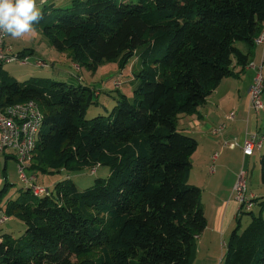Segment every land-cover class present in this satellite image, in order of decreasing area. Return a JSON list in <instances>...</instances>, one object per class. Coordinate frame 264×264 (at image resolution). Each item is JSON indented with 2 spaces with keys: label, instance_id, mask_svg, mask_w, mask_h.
I'll use <instances>...</instances> for the list:
<instances>
[{
  "label": "trees",
  "instance_id": "obj_1",
  "mask_svg": "<svg viewBox=\"0 0 264 264\" xmlns=\"http://www.w3.org/2000/svg\"><path fill=\"white\" fill-rule=\"evenodd\" d=\"M66 1L42 6L36 32L79 69L121 70L134 59L131 95L87 119L98 96L78 75L19 82L0 65V111L33 101L44 117L29 173L109 171L84 190L71 179L42 185L40 198L22 187L3 201L4 183L0 212L24 232L2 235L0 264H191L207 220L201 190L188 183L198 142L178 119L248 67L239 45L254 47L264 0ZM259 167L264 185V154ZM253 203L258 213L242 212L250 222L232 231L223 264H264V197Z\"/></svg>",
  "mask_w": 264,
  "mask_h": 264
},
{
  "label": "crops",
  "instance_id": "obj_2",
  "mask_svg": "<svg viewBox=\"0 0 264 264\" xmlns=\"http://www.w3.org/2000/svg\"><path fill=\"white\" fill-rule=\"evenodd\" d=\"M63 2L64 4L68 3V1L65 0L62 1L61 4ZM38 4L37 0V6H39ZM33 34L40 37V33L36 31ZM40 38L49 49L53 50L44 37L41 36ZM25 40V36L22 38H13L8 35L4 41V47L10 55L19 54L27 50L23 57L25 62H19L23 66L28 64L30 58L33 57L36 59L35 66L38 69L48 68L49 66H51L52 69L56 67L54 59L50 61L44 60L38 51L39 48H37L36 45L27 43ZM239 48L244 54L249 55V62L255 65L256 68H246L243 71H241L239 67L235 68V71L239 74L238 78L224 79L218 88L207 98L206 103L202 107H199L197 114L179 116L177 125L178 130L192 136L198 142L197 151L192 157V164L201 149H203L206 154L204 158V167L207 169V178H204L200 190L201 204L207 220V227L197 238L196 247L198 254H201L203 251L207 252V254H205L206 258H211L212 264L215 263L217 253H221V251L223 253L226 248L228 239L234 230L235 221H239L243 216L245 217V215H239L238 205L232 193L237 176L241 170L246 169L248 173L247 185L252 184L254 171L256 166L259 165L260 157L264 154V144L261 150L255 149L253 154L249 157L245 156L242 151L243 141L249 135L252 133L264 135V97H262L263 109L257 114L251 109L249 99L250 89L256 75V69L264 61V50L258 46L247 49L245 46L239 45ZM60 55L71 62L64 54ZM39 60L46 62L48 66L38 67L37 62ZM48 62H50V64ZM133 62L137 68L135 60ZM3 67L13 76V74L5 68V64ZM77 69L81 77L78 76L82 82L85 83L82 77V69L78 67ZM13 77L16 79L15 76ZM31 77L33 76H30V78ZM120 79H122L121 76L118 80ZM69 80L71 83H74L76 78L72 76ZM104 90H100L101 92L97 96L99 97ZM127 95L130 96L131 91L127 93ZM230 115H233L231 120L229 119ZM221 126H223L224 129L219 134L215 136L212 135L213 130ZM228 143H235L236 146L231 149L227 146ZM4 156L5 161L3 163L2 173L7 176V160H12L15 165L16 163L11 154L6 155L5 153ZM214 156H216V159L213 158ZM6 157L8 158L6 159ZM211 169H213V172ZM2 173L0 170V190L3 187ZM263 193H259L256 190L253 191L250 188L248 189V194L255 198L264 197ZM0 215L1 217L3 216L1 212ZM12 222L15 221L8 218L7 222L4 223L5 225H0V242L4 234L10 233L15 235Z\"/></svg>",
  "mask_w": 264,
  "mask_h": 264
},
{
  "label": "rangeland",
  "instance_id": "obj_3",
  "mask_svg": "<svg viewBox=\"0 0 264 264\" xmlns=\"http://www.w3.org/2000/svg\"><path fill=\"white\" fill-rule=\"evenodd\" d=\"M64 1V0H63ZM62 2V1H59ZM69 2V1H68ZM39 5V4H38ZM64 5V2L61 4ZM40 10L42 9V6H38ZM26 42L30 43L31 45H36L38 51L40 52L42 58L44 60H55V65L52 69L51 66L48 68H37L35 66L36 59L31 57L30 61L26 65H21L19 62L15 63H5V68L13 74V76L16 77V79L19 82L25 81L30 78V76L35 77H46L51 78L58 82H68L70 78L74 75H79V71L77 67H75V64H72V62H69L64 56H61L60 53L51 50L48 48V46L42 41V39L39 36L34 35L33 33L30 35H25ZM41 42V43H40ZM16 55V54H15ZM133 60H131L130 63H128L124 69H119L118 64L116 63H106L103 66H100L95 72H90L87 70L82 69V77L84 78V82L89 84L92 87H95L96 95H98L102 91L101 95L97 97L98 105H93L89 108L86 118L92 119L96 116L100 115H108L111 109L116 105L115 99L118 97L119 94H127L130 92V89H132L131 85L129 83H125L126 80L131 78V73L129 72L132 68L131 65L134 63ZM45 63L46 66L47 63ZM50 64V62H48ZM263 80H264V68H263ZM122 77V80L124 83L122 84L120 82L119 86H115V80H117ZM81 77V76H80ZM116 88H115V87ZM262 97H264V91L262 94ZM5 153H0V170L2 173L3 170V163L5 161ZM6 155H9L6 152ZM206 154L203 149L200 150L197 157L193 160L192 168L188 173V183L192 186H195L197 188H201L202 183L204 182V178H207V169H205V158ZM8 162V168H7V176L4 175V173L1 174L3 178V185L4 183L8 184L7 187H5V196L3 198V201L8 200L10 198L17 199L20 196V189L23 187L22 182L19 179V176L17 174L16 165L12 160H7ZM259 165L256 166V169L253 174L252 184L247 185L248 189H252L253 191L256 190L259 193L264 192V185L260 181V167ZM219 170V169H218ZM246 170V169H245ZM212 171V169H211ZM247 171V170H246ZM108 168L106 167H100L95 172H91L90 170H85L84 172L80 174H68V173H61L56 175H50V176H43L39 175L37 183L41 186H53L56 182L62 181L65 179H71L76 186L80 190H84L90 186L93 185L94 181L96 179H106L108 176ZM259 174V176H258ZM259 177V178H258ZM264 194V193H263ZM206 199V197H205ZM254 213H258V208H254ZM1 217V215H0ZM15 222H12V226L14 228V234L18 235L20 233H23V226L16 220ZM250 222L249 216H243L242 219L239 221H235V227L239 226V230L244 229ZM7 224V223H6ZM5 225V224H4ZM226 248L224 249L223 253L221 251L217 253L216 260L214 264H223V259L225 256ZM207 252L203 251L201 254H198L197 247H195L193 255L191 257V264H212V259L207 257Z\"/></svg>",
  "mask_w": 264,
  "mask_h": 264
},
{
  "label": "built area",
  "instance_id": "obj_4",
  "mask_svg": "<svg viewBox=\"0 0 264 264\" xmlns=\"http://www.w3.org/2000/svg\"><path fill=\"white\" fill-rule=\"evenodd\" d=\"M63 0H38L40 6L48 5L52 2ZM8 34L0 32V65L5 63L25 62V59H19L17 55H10L4 47V41ZM254 46L261 47L264 50V25L261 33L254 40ZM38 67H46L42 61L37 62ZM247 68H256L249 64ZM263 63L256 69V75L250 89V106L256 114L263 109L262 94L264 91ZM119 80L115 81V86H119ZM233 115L229 116L231 120ZM43 114L37 104L33 101H27L20 104L9 106L0 111V153H9L14 157L16 170L23 187L30 191L35 197H44L49 194L48 189L37 183L38 177L29 173L32 158L39 140V133L43 127ZM224 129L223 126L213 130L212 135L219 134ZM264 144V135L252 133L244 139L242 151L245 156H251L255 149L261 150ZM227 146L233 149L236 144L228 143ZM216 159V156L213 157ZM91 172H95L92 170ZM213 172V169H212ZM248 173L241 170L234 183L232 193L233 198L238 205L239 215L242 212L253 211L255 197L248 194ZM7 217L0 218V225L7 221Z\"/></svg>",
  "mask_w": 264,
  "mask_h": 264
},
{
  "label": "clouds",
  "instance_id": "obj_5",
  "mask_svg": "<svg viewBox=\"0 0 264 264\" xmlns=\"http://www.w3.org/2000/svg\"><path fill=\"white\" fill-rule=\"evenodd\" d=\"M42 19L37 0H0V32L13 38L34 33V25Z\"/></svg>",
  "mask_w": 264,
  "mask_h": 264
}]
</instances>
